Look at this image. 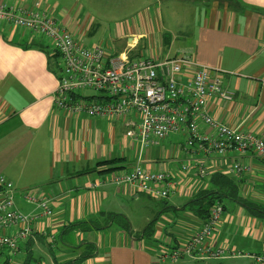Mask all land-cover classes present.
Listing matches in <instances>:
<instances>
[{
    "label": "crops",
    "instance_id": "1",
    "mask_svg": "<svg viewBox=\"0 0 264 264\" xmlns=\"http://www.w3.org/2000/svg\"><path fill=\"white\" fill-rule=\"evenodd\" d=\"M35 1L0 0L30 6ZM40 1L80 41L90 36L93 25H100L98 20H103L110 8L116 18L115 40L107 47L109 53L127 51L134 57L152 53L156 58L165 54L163 59L189 57L207 66L211 75L220 76L224 88L234 91L232 100L213 97L208 112L222 122L240 125L246 131L264 136V0H239L243 12L228 0ZM78 4L79 10L75 12ZM37 40L46 43L36 34L0 20V175L13 182L15 204L22 212L40 211L25 196L26 191H36L53 197L54 213L33 224L30 239L22 244L18 253L0 246V264L6 261L10 264H26L27 261L62 264L78 257L73 249L82 241L95 242L99 252L79 264H264L239 257L198 261L185 256L174 263L162 261L163 250L185 243L199 230L205 220L196 214V218L190 215L193 226L183 218L160 215L154 239L145 237L144 229L142 235L138 232L134 236L131 223L129 229L114 225L113 219L107 223L112 213L124 215L115 207V201H120L117 199L139 198L143 191L130 184L105 183L97 187L92 184L138 162L140 157L128 156L129 150L136 149L138 143H132L134 139L129 138L126 121L122 118L74 114L55 105L59 58L50 47L35 46ZM94 45L102 44L91 46ZM201 131L207 133L210 129L201 123ZM186 140L184 132L172 133L155 144L158 147L149 159H146L149 151H144L145 159L141 158L146 169H164L177 180L178 186L171 193L177 194V199L169 196L165 200L176 205L184 198L188 201L209 189L212 174L220 172L243 186L248 199L264 205V157L248 154L238 158L234 152L224 157L213 156L198 143L188 147ZM174 142L179 150L169 147ZM107 159H119L114 164L116 170L81 173ZM235 159L249 165V171L232 173L230 168ZM188 160L205 162L209 166V177H199L196 168L183 170ZM112 202L114 204L110 205ZM165 202V208L185 207ZM105 203L108 208L104 207ZM228 209L226 206L222 220L214 228L211 243L217 247H232L235 251L263 253V220L246 209V213L238 210L236 217L230 216ZM79 220H95L105 227L85 233L65 232L67 224ZM19 228L18 225L0 228V234H15ZM34 250L49 258L32 260ZM18 256L21 260H17Z\"/></svg>",
    "mask_w": 264,
    "mask_h": 264
},
{
    "label": "built area",
    "instance_id": "2",
    "mask_svg": "<svg viewBox=\"0 0 264 264\" xmlns=\"http://www.w3.org/2000/svg\"><path fill=\"white\" fill-rule=\"evenodd\" d=\"M0 20L45 39L58 55L60 74L54 96L58 108L90 117L124 119L129 138L140 142L141 155L170 134L184 132L188 147L198 143L213 156L224 157L234 152L238 158L248 154L264 157V136L246 131L240 125H229L208 112L213 97L232 100L234 91L224 88L220 76L211 75L207 66L189 57L159 60L134 57L127 51L112 54L102 45L86 46L40 0L32 6L0 2ZM87 89L97 95L87 96ZM201 123L210 132L203 133ZM141 158L129 169L106 175L92 186L130 184L154 198H168L177 188V180L165 170L146 169ZM191 168H196L201 178L210 175L209 166L203 161L184 162L183 170ZM249 168L235 159L230 171L245 174ZM25 196L40 208L38 213H24L17 208L13 182L0 175V228L20 227L15 234H0V246L13 253H18L30 239L35 222L54 213L53 197L36 191H26ZM224 213V205L217 201L199 230L185 243L163 250L161 260L174 263L185 256L206 261L249 255L264 262V253L235 251L211 243L214 228Z\"/></svg>",
    "mask_w": 264,
    "mask_h": 264
},
{
    "label": "rangeland",
    "instance_id": "3",
    "mask_svg": "<svg viewBox=\"0 0 264 264\" xmlns=\"http://www.w3.org/2000/svg\"><path fill=\"white\" fill-rule=\"evenodd\" d=\"M79 7H80V4H78V6L76 7V11L75 12H77L79 10ZM117 14H120V13H117ZM115 18H116L115 13H113L110 8L107 9L105 18L103 20H98L100 25H96V24L93 25V27L91 29L92 33L90 34V36L88 38H85L81 42L84 45H88V46H91L92 44L99 43V44L104 45V48H106V50H107L108 49L107 47L112 46L113 43H114V40H115L114 35H113V30L115 28V25H114V22H115L114 19ZM36 36H38V35H36ZM45 42L47 43V41H45ZM144 44L148 45L145 41H144ZM160 45H162V43H160ZM147 49H148V51L151 52L149 47H147ZM145 56H154V55H152V53L151 54L150 53H146ZM160 56L161 57H159V58H156L154 56V58L159 59V60H164L163 58H164L165 54H160ZM85 92L87 93V96L97 95V94H95V91H93L92 89H87ZM136 142L138 143V145H137ZM179 142L177 144H179V146H182L181 143H179ZM132 143L137 145V147H136V149L134 147L131 148L129 150L128 156L129 155L130 156L135 155L136 158H139L140 154H141L140 142L137 141V140H134V141H132ZM164 145L167 146L168 143L164 142ZM157 147H158V145H153V146L148 148L147 152L149 151V156L146 157V159L150 158V154ZM169 147H171V148L174 147L173 149H178V150L180 149V147H178V146L176 147L175 146V142H174L173 145H171ZM145 152L141 156V157H143V159H145V154L147 153V152L146 153ZM240 187H241V194L243 196H245V194H246L245 192L246 191H244L243 186L240 185ZM171 195L169 197L170 199L171 198L174 199L175 197L177 199V194H171ZM123 198L124 199H117V200H120V201H115V207L119 208V212L124 214V215H122V217L123 216L124 217L121 218V216H119L118 218H116L115 222H114V225L123 226V227L125 225L126 227H128L127 223L128 224L131 223V225L133 226V228L135 230L134 236H135V234H138V232H139L140 235H142L141 231H143V229H144L143 235L145 237H148V230L147 229L149 227V224L151 223V221L153 219H156V221H157L159 216L164 214V213L169 218H173V217L174 218H179V217L183 218V220H185L186 223H188L190 226H193V224H195V223H194V220L190 217V215H193L196 218V215L198 216L197 208L200 206L199 202L190 203L192 198L189 199L188 201H186L187 198H184L183 201L180 203V205H176V203L169 202V200L158 199V198H153L151 196H148V194H146L145 192H141L139 194V198H135L134 196L133 197H123ZM165 201H167V203L174 204L176 207L177 206L178 207H180V206L182 207L184 205H185V207L181 208V209L172 208V207L165 208V206L167 205ZM223 202L229 208L228 210H229V215L230 216H235L236 217L238 210H240L242 213H246L247 209L241 204L238 205L239 203L237 204V203L233 202L232 200H230L228 198L223 199ZM112 204H114V202L110 203V205H112ZM105 205H106V206H104L105 208L109 207L108 203H105ZM236 205H237V207H236V210L234 211V208H235ZM108 221H110V220H108V218H107V222ZM101 222H103V221H101ZM156 229H157V227H156V224H155V232H156ZM107 232H110V230L107 229ZM156 246H160V245L157 244ZM251 252H253V251H251ZM20 253H22V251ZM258 254H262V253H258ZM35 258L36 259L49 258V256H47L45 254H42L38 250H34L33 251L32 260H35ZM239 258L253 259L252 256H249V255L239 256ZM18 259L21 260V258L19 256H18L17 260ZM200 263H202V262H197V263H193V264H200ZM229 263H231V262H229ZM244 263L245 264H249L248 262H244ZM32 264H34V263H32Z\"/></svg>",
    "mask_w": 264,
    "mask_h": 264
},
{
    "label": "trees",
    "instance_id": "4",
    "mask_svg": "<svg viewBox=\"0 0 264 264\" xmlns=\"http://www.w3.org/2000/svg\"><path fill=\"white\" fill-rule=\"evenodd\" d=\"M228 1H229V4H234L235 6H238L236 8H238V10H240L241 12L244 11L243 4H241L239 0H234V1L228 0ZM34 45L42 49H46L49 47L48 43L43 44L41 41H38V40L36 41V44ZM118 160L119 159H107V160L98 161L93 167L87 168L81 173L97 172V171L98 173H106V172L116 170L117 167H115L114 164ZM103 166H108V167L100 170L99 167H103ZM225 198H228L234 202H237L243 205L252 215L259 217L264 222V205L253 202L249 200L246 196H243L241 194L240 184L234 179H232V177L223 175L220 172H215L212 174V177L210 179L209 189L207 188L206 190L196 194L194 197H192L190 203H193V202L200 203V206L197 208L198 215L203 220H206L209 217L211 208L214 206V204L217 201H220L224 205V208L226 210V205L223 202V199ZM119 216L121 215L112 213L108 220L112 221L113 219V221H115V219L118 218ZM123 217L121 216V218ZM110 221H108L107 223H109ZM156 223H157L156 219H153L151 223L149 224V227L147 229L148 230L147 238L154 239ZM127 225L128 227H126L125 225L124 227L123 226L122 227L125 229H129L130 224L127 223ZM104 227L105 225H102L98 223L97 221L95 222V220H92V221L79 220V221L71 222L67 224L64 230L65 232H68V231L88 232V231H93L95 229L102 230ZM73 252H78V257L76 259L67 261L62 264H79L80 262L84 261L87 258L98 255L99 251H98L97 244L95 242L82 241L74 247ZM2 264H10V262L6 261ZM26 264H32V263L31 261H27Z\"/></svg>",
    "mask_w": 264,
    "mask_h": 264
}]
</instances>
